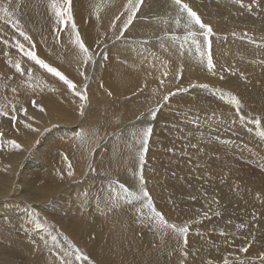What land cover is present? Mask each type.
<instances>
[{"label": "bare ground", "instance_id": "obj_1", "mask_svg": "<svg viewBox=\"0 0 264 264\" xmlns=\"http://www.w3.org/2000/svg\"><path fill=\"white\" fill-rule=\"evenodd\" d=\"M52 2L53 0H11L10 10L14 12L12 18L18 19L32 37L39 57L57 67L78 87L86 81L89 86L92 85L87 90L89 109L80 120L79 105L84 101L74 96L57 78L37 70L38 66L33 69L31 80L27 74L21 77L19 73H15L9 61L15 63L27 60V57H21L10 45L16 39L22 41V38L0 20V95L5 93V99L13 102L8 108L12 110L15 105L14 114L17 117L13 123L7 121L8 124H4V121L9 116L0 120L1 144L12 147L8 141L14 140L21 145L20 150H24L33 145L45 128L62 125L58 131L52 129L55 136L50 138L51 142L53 140L50 144L54 140L59 143L56 152L58 163L50 166L45 163L34 171V177H31L33 172H27L28 174L22 175V183L16 172L21 164L18 163L26 154L18 151L22 156L15 153L14 157L7 154L9 151L0 149V199H6L5 203H0V264H32L31 255L36 252V247H45L37 243L46 240L57 251L67 241L74 242L93 259L106 261V255L105 258L97 256L102 250L100 239L96 237V234L105 229L109 235L103 236L104 245L107 243L110 250L116 251V241L123 244L121 256L118 252L120 248L116 252L122 258L121 261L110 263L109 260V264H145L143 258L154 250L151 235L159 232L158 236L165 233L166 237L168 229L144 226L140 222L141 216L148 211L143 209L142 213H137L122 199L121 209L108 211L105 201L110 194L123 197V193H111L114 185L106 183L102 177L97 176L94 182L78 187L72 184L73 188H67L68 184L74 183L84 174L88 166L92 167L95 174L103 170L123 183L130 173L139 171L137 166L132 165L134 170H131L125 169L126 165L122 164L123 147L128 148L126 144L113 147L112 143L104 150L106 142L99 149L97 145L114 123L121 125L120 137L134 142L137 138L134 134L153 123H147L148 119L143 122L144 120L136 117V112L140 113L136 106H145V102L155 106L158 119L148 145L149 151L146 153L142 173L146 188L153 196L159 212L163 213L167 222L168 217L176 221L186 218V225L189 220L201 219L206 233L212 232L200 237L197 242L206 253L222 254L225 257L244 256L240 249L248 247L249 254H262L263 179L259 178L258 172L251 174L244 167L245 170L239 169L236 162L242 164L248 160H261L264 164V136L261 135L264 132V120L258 119L264 117V0H257L255 4L252 0H242L250 8H242L232 0H185L201 15L205 23L213 27L212 55L216 75L208 73L206 67L201 66L194 46L190 48L185 45L183 55L180 54L179 45L186 32L183 22L178 25L175 16L170 17L165 12L169 0H158V3L148 0L152 7H142V14L137 15L133 27L121 41L115 40L117 32L113 37H108V33L112 23L117 21L115 16L123 10L122 5L127 0H72L74 21L78 31L83 34L86 46L92 54L98 53L100 59L105 57L100 64L91 60L87 67L82 68L87 79L79 75L77 69L81 67V61L78 58V48L70 42L66 35L67 29L59 33V42L54 40V16L50 7ZM5 3L8 0H0V5ZM245 33L250 39L245 38ZM173 35L179 39L171 40ZM5 40L9 42L8 45L3 43ZM5 52L7 56L4 55ZM93 63L95 68H91ZM91 69L94 70L93 74ZM220 76L224 79H220ZM192 83L208 84L209 88L189 87L186 91L177 92L178 88H185ZM169 92L176 94L168 102L161 103L157 99ZM229 94L241 99L242 105L238 112L230 103ZM33 100L44 107L45 112L34 107ZM161 105L162 108L158 107ZM30 116L33 119H28ZM102 117L112 119L106 121ZM99 118L107 123L96 122L95 119ZM194 119L199 121L198 128L192 123ZM75 120L79 122L80 128L70 129L69 125ZM27 124L39 131H31L25 126ZM90 127L95 128L92 135L86 137L85 131ZM192 144L197 147H192ZM93 147L96 149L90 155ZM115 155L118 157L113 158ZM65 156L67 160L64 159ZM69 163L72 165L71 169L68 167ZM44 168L47 169L43 170ZM69 171L73 172L71 177L67 175ZM188 174L199 179L178 178ZM175 181L182 183L179 189L169 186V183ZM94 192L96 195L90 199L89 196ZM161 194L167 196L175 207L169 210ZM54 195H57L58 201L49 202V198ZM97 195L104 200L102 204L96 198ZM189 197H194V200L188 199ZM19 199L30 202L35 208H39V212L56 213L58 207H68L75 211L86 205L87 213L56 218L55 227L47 230L46 223L41 232L43 238H34L32 245L25 248V238L10 235L9 233H14V226L5 222L11 219L18 225L22 216V224L26 227L27 220L32 223L38 220L44 224L46 217L42 212L34 216V212L31 213ZM56 203L58 204L55 205ZM90 203H94L95 210L87 206ZM218 207H222L221 211L228 210L224 217L212 214ZM17 211L23 214L19 216L15 213ZM234 214L236 215L233 216ZM240 215H244L246 221L241 220ZM243 223L248 224V228L240 227ZM55 228L60 229L61 236L56 234ZM223 229L228 230L220 234ZM34 234L39 236V232ZM8 246L14 249L10 250ZM107 248L105 250L108 251ZM103 252L106 251L103 249ZM164 255L163 258L158 255L159 262L153 260L154 264H168L169 256ZM175 258L184 261L187 255L177 254ZM35 262L45 264L46 260L39 256ZM55 262L59 264L60 259H55ZM72 263L86 264L75 261L74 257Z\"/></svg>", "mask_w": 264, "mask_h": 264}, {"label": "rangeland", "instance_id": "obj_2", "mask_svg": "<svg viewBox=\"0 0 264 264\" xmlns=\"http://www.w3.org/2000/svg\"><path fill=\"white\" fill-rule=\"evenodd\" d=\"M134 22L135 21H133V24H134ZM115 24L117 25V28L121 26V22L120 21H116ZM133 24L129 26V29L127 31H125L124 37L126 36L127 32H129L130 29L133 27ZM115 32L116 31L111 27V30L108 33V37H113ZM79 34L81 36L82 41L86 44L85 39L82 37L83 34H82L81 31H79ZM211 51H212V49H211ZM102 58L104 59L105 57H101V59H100V55L98 53L97 54H95V53L92 54V61L95 62V63L98 62L100 64L101 60H103ZM95 65H97V64H95ZM92 66L95 68L94 63L91 64V68H92ZM90 72H91V74H93L94 70L91 69ZM88 76H89V74H88ZM85 85L87 86V90L92 87V85L89 86V82L86 81L84 84H80V86L78 88L84 89ZM189 87H190V85L186 86L184 89L187 90ZM88 91H87V94H88ZM4 95H5V93H3V92L0 95V98H2V100H0V111L9 112L10 113L9 116H10V115H12V110H10V108H8V107H9V105H12L13 102L10 101V100L5 99ZM9 97H11V96L9 95ZM157 99L161 100V103L165 102L163 100V97H161V96L157 97ZM158 100H156V101H158ZM145 103H146L145 106H136L140 110V113L136 112V117L140 116V119H138V120H142V121L144 120L143 122H145V120L148 119V120H146L147 123H150V121H153V123L150 124V127H152V129H153L152 134H151L150 139H149V144H150V141H151V139L153 137V134H154V129L156 128L155 124H156V121L158 119V113L156 115V118L153 119L152 116H151V111L154 110L155 106H153V105L150 106V104H148L149 102H145ZM84 104H85V109H84V113L85 114L83 116H81L80 120L86 116L87 110L89 109L88 101H84ZM159 105H160V103H159ZM158 107L162 108V105L158 106ZM20 112H22V111H20ZM3 118H8V116H0V120L3 119ZM102 118L105 119L106 121H109V120L112 119V118H104V117H102ZM258 119L264 120V117H260ZM105 120L103 121L101 118H99L97 120L95 119L96 122H102V121L106 122ZM7 121L9 123H13L14 122V121H12V120H10L8 118V119H5L4 124H8ZM124 123H128V122H124ZM78 124H79V122L77 120H75V122L73 124L69 125V127H70V129H73L74 127H76V129H79L80 126H78ZM59 128H62V125H57V126L53 125V126L49 127L48 129L45 128L44 130H42L40 132L38 138L33 143V145L31 144L28 148H26L24 150L15 149L13 147H5V146H3L1 144V139H0V149H5L6 151H9V152H7L8 155L15 157V155H16L15 153L19 154V152H23V154H26L25 156L22 157V159L18 163V164L21 163L19 165V167H18L17 172H16L17 177L19 178L18 179L19 182L22 183V181L24 180L23 176L28 174L29 172H33V176H31V177H34V174H35L34 171H36L38 168H41L45 163L48 164L49 166L58 163V162H56L57 161L56 160L57 159V156H56L57 153L56 152L58 151L57 147L59 146V143H57L56 140H54L55 142L53 144H50V143L53 142V140L51 142L50 138L52 136H55L54 132L58 131ZM94 128L95 127H92V128L90 127V128H88L85 131L86 137H89V136L92 135V132H93ZM52 129L55 130V131H52ZM120 130H121V125L119 123H117V124L114 123L112 129L104 134L100 144L97 145V148L99 149L100 145H104V142L107 143V146L104 147L103 150L108 148L112 143L113 144L111 146H113V147H116V146H121L122 147L125 144L127 145L128 148H124L123 147L124 157H122V164L126 165L125 169L130 168L131 170H134L133 167L137 166V170H139V171L138 172L135 171V173H130V175L126 178L125 184H126V186L131 185L130 190L136 191L137 187H138V184H139V175L141 174V171L143 172V169H144V167L141 169V166L139 165V161L137 159V150L139 148V145L137 143V138H136V140H134V142H132L130 139H128L126 137H120V134H121ZM141 130H142V128H140V131ZM75 131H77V130H75ZM49 140H50V142H48ZM44 142L45 143L48 142L49 144L48 143L45 144ZM117 143H119V145H117ZM95 149H96V147H93L91 149L90 155L94 152ZM148 151H149V147H147V152ZM100 153H101V151H100ZM21 156L22 155L19 154V157H21ZM117 157L118 156L115 155L113 158H117ZM247 163H248V165H247ZM93 164H96V162L93 163ZM236 164L239 166V169L244 167L246 169V171L247 172L250 171L251 174H255V172L256 173L258 172L259 178L262 177L263 183H264V164L262 163L261 160H255V161H253V160L249 161L248 160V161H246V162H244L242 164L240 162H238V163L236 162ZM245 164L249 168L246 167ZM132 165H134V166H132ZM196 166H198V165H196ZM191 167H193V166H191ZM244 168H243V170H245ZM46 169L47 168H44L43 170H46ZM97 176L98 177H102V179L106 180L107 181L106 183H108V184H110V182H114V183H111L114 186H118V183H121V181L117 180L113 175L107 174L103 170L101 172H99L98 174H95L93 169H92V167L88 166L87 169L85 170L84 174L79 179H77L74 183L68 184L67 188L70 189V188H73V186L78 187V186L86 184V183H88L90 181L94 182V181L97 180ZM185 177H188L189 179H199L193 174L178 176L179 179H183ZM103 182H105V181H103ZM72 184H74V185L72 186ZM181 185H182V183L179 182V181H175L173 183H169V186L172 189H179ZM13 190H14V188H13ZM119 193H121V192H119ZM169 194L171 195L172 193L170 192ZM95 195H96V192H94L92 195H90L89 198L92 199ZM161 195L163 196V198L167 202L168 205L165 204V206H167V208L169 210L172 207H175L174 203L171 202L170 199L167 196H164V194H161ZM97 197H98V199L101 200L100 196L97 195L96 198ZM151 197L153 199V204H154L155 209L157 211H159L156 208V206H155V200H154L152 195H151ZM50 198H49V202L50 201L53 202V200L54 201L56 200V202L58 201L57 200V195H54V196H52ZM188 199L194 200V197H189ZM5 201H6V199H4V198L0 199V203H2V204L5 203ZM19 201L22 204L24 203V205L31 210V213L34 212L33 213L34 216H38V214H40L41 212L44 213V215L46 217V220H44V222L45 221L47 222V225L45 227L46 230L49 227H52V228L55 227V224H56L55 219L56 218L62 219L66 215L78 216V215H80L79 214L80 212H85V214L87 213V210L85 209L86 205H82L81 207L77 208V210H75V211L70 210L68 207H66V208L58 207L56 213L54 211L51 213V211L45 212V211H42V210L39 212V208H35L34 205H32L30 202H27V201L23 202L21 199H19ZM101 201L100 202L102 204L104 200H101ZM57 204L58 203H56L55 205H57ZM16 205H18V204H16ZM18 206H21V205H18ZM87 206L88 207L90 206L89 208L92 209V210L96 209V206H94V203L93 204L90 203ZM222 207H224V206H222ZM222 207H218L217 210L214 211L212 214L219 213L218 216L224 217V213L227 212L228 210L221 211ZM104 209H106V208H104ZM146 210L148 211V209H146ZM15 213H17L19 216H21V214H23V212H20V211H17ZM48 214H51V216L54 215L53 216L54 218L51 217ZM239 214H240V212H239ZM235 215L236 214H234L233 216H235ZM243 216L240 215V217H241L240 219L243 220V221L244 220L246 221V217H243ZM51 218H53V219H51ZM167 219H168L169 223H174L177 226H180V227L187 226L189 231H188L186 237L185 236H178L171 229H168L169 230L168 233L166 232V234H167L166 237H165V233L159 234V236H160L159 237L157 235L159 232H156L155 235L154 234L151 235V237L153 236L152 237L153 238L152 239V243L154 242L152 250L153 249L154 250L151 251L150 254H148L146 257L143 258L145 264H154L155 262H153V260L158 261V255L161 258H163V256H165L164 254H167L169 256L168 264H208L209 261H211L212 264H224V260L225 259L228 260V264H264V251L262 252V254H259V255L249 254L250 252L248 251L249 253L248 252L247 253L242 252V254H244V256L233 255V256H229V257H225V255H222V254H211L210 252L206 253V252H204L202 250L201 245H199L197 242H199V240L201 239L200 237L207 236L208 233H212V232L207 231V233H206L205 229L203 228V225L201 224V219L189 220V222H187L188 223L187 225L185 224V219L186 218L184 220H182V221H176L174 219H169V217ZM19 220H21V222L18 225L13 223V221L11 219L7 220L5 223L6 224H13V226H14V228H13L14 233H9L10 235L14 234L17 237L25 238V240L27 242V245L24 243L25 248H29L28 245H32L34 238H36L38 240L43 238V235H41V232H42V230H44V227L43 228H37L36 227V222L33 221V223H34L33 224L32 222H29L28 220H27L26 227H25L22 224L23 223L22 222L23 221V217L22 216L19 218ZM30 225L31 226L33 225V226L31 227ZM44 225H45V223H44ZM248 226H249L248 224L243 223V227L248 228ZM6 229H7V231L9 230V228H6ZM112 229H113V226H112ZM190 230H196L197 232L190 231ZM226 230H228V229H223L220 234H224V232ZM37 232H39V236H36L34 234V233H37ZM55 232H56L57 235L61 236L59 234L60 233V229L55 228ZM198 232H202L203 234H200ZM263 232H264V230H263ZM106 235H109V234H108V231L105 229V230H101L98 234H96V237L98 239H100V242H99L101 244V249L100 250H102V253L97 254V256L100 257V255H101L102 257L105 258V255H106V261L107 262L105 260L103 261V260H95V259H93L86 252V250L82 249L80 245H78V244H76L74 242L67 241L66 244L64 246H62L63 248L62 249H58V251H57V250L52 249V247L50 245V242H48V240H46L45 242L41 241V242L37 243L39 245L41 244L40 245L41 247L45 246L44 247L45 249L42 248V249H44V252H42L43 250L41 248L36 247L37 250H36V252L33 253V254L36 253L35 254L36 258H34L33 254L31 255V257L33 256L32 257V261L34 262V263L32 262V264H35V263L38 264L37 263L38 261L35 262V259L38 260L39 256L45 258V260H46L45 264H48V263L49 264H56L55 259H60V263L59 264H61V259L68 260L70 262V264H73L72 260H73L74 254L71 255V256L66 255V253L72 251L69 248L70 244L75 246V247H77V248H79V250L85 256H87L89 258V261L91 262V264H109L108 263L109 260H110V263H112V262L113 263L120 262L121 259H122L120 256H121V251L123 250V244L122 243L120 244L119 243L120 241L117 240L116 241V245H115L116 251L110 250L111 248L109 249V244H107V243L105 244L106 246L108 245L107 246L108 248L103 244L104 240H102V238H103V236H106ZM94 236H95V234H94ZM185 240L187 241L186 244H185ZM0 242H2V240H0ZM39 245H37V246H39ZM14 246L16 247L15 244H14ZM8 247H9L10 250L14 249L13 247H10V246H8ZM105 247L108 249V251L105 250L106 249ZM118 248H120V251H118L119 250ZM103 249H104V251H106L105 253L103 252ZM117 251L119 252L120 256L116 255ZM185 253H187V258L184 259V261H181V260L175 258V256H177V254L185 255ZM94 257H96V254H95ZM107 257H109L110 259H108ZM118 258H119V261H118ZM114 259H116V260H114ZM89 261H83V262H85L86 264H89ZM158 262H156V263H158Z\"/></svg>", "mask_w": 264, "mask_h": 264}, {"label": "snow or ice", "instance_id": "obj_3", "mask_svg": "<svg viewBox=\"0 0 264 264\" xmlns=\"http://www.w3.org/2000/svg\"><path fill=\"white\" fill-rule=\"evenodd\" d=\"M154 2L158 3V0H154ZM232 2L234 4H239V6L242 8H250V5H245L242 0H232ZM252 3H257V0H252ZM10 7L11 0H8V3L0 5V13H2V15H0V20H2L4 24L9 25L16 33H18V36L22 38V41L16 39L14 43L10 46L14 47L17 52L21 55V57H27V60L24 61L18 60L15 63L9 61L11 67L15 69V73H19L21 77L27 74L28 79L31 80L33 78V69L38 66L37 70H42L44 73L50 74L51 77L57 78L63 83V85H66L67 89L71 91L74 96H78L82 102L87 101L88 95L86 85L84 89L81 90L80 88H78V85L73 82L72 79L68 78L62 71L58 70L57 67L52 66L50 63L46 62L45 59L37 55L35 42L33 41L32 37L28 34V32L24 29V27L21 25L20 21L18 19L12 18L14 12L10 10ZM50 7L51 12L54 16V27L52 28L54 40L59 42V33L67 29L66 35L68 36L70 42L76 45V47L78 48V58L81 61V67L77 69L79 71V75L87 79L85 71L82 70V68L87 67L89 65V61L92 60V53L90 52L89 47H87L86 44L82 41L77 25L74 21L72 0H62V2H57V0H53ZM142 7L151 8L152 5L148 3V0H127V2L122 5L123 10L120 11L119 15L115 16V20L120 21L121 26L117 28V25L114 22L111 25V27L118 33L115 36L116 41L122 40L125 31H127L129 29V26L133 24V21L137 19V14H142ZM165 12L170 17L175 16L176 23L178 25L183 22V28L186 34L183 36V41L179 45L180 54L183 55L185 45H189L190 48L194 46L196 53L199 54V63L201 64V66H205L208 73L216 75V65L214 64L213 55L211 51L212 37L214 35L213 27L210 24L205 23L202 20L201 15L198 14V12L194 10L188 2H185V0H169L168 4L165 6ZM121 17H124V19L121 20ZM245 38L250 39L249 37H247V33H245ZM178 39L179 38L175 35L171 36V40L173 41H176ZM3 43L5 45H8L9 42L5 40L3 41ZM4 55L7 56L8 54L5 52ZM22 63L24 64L23 68ZM182 71L183 69L181 68L180 72L182 73ZM220 79H224V77L220 76ZM161 83H163V81H161ZM190 87L208 89L209 85L192 83ZM13 91H16V89H13ZM183 91H186V89H177V92ZM175 94L176 93L174 92H169L167 95L163 96V100L165 102H168L170 97ZM229 101L235 106V109L238 112L242 105L241 99H239L235 95L229 94ZM32 105L34 107H38L40 112H45L44 107L37 105L35 100L32 101ZM84 109L85 105L84 103H81L79 105L81 116L85 114ZM21 110L26 111L24 109ZM157 111L158 110L151 111V116L153 119L156 118ZM12 112L13 114L9 116V113L7 111H0V116H9L10 120L15 121L17 119L16 115L14 114L16 112L15 105L12 106ZM28 119L31 120L33 119V117L30 116L28 117ZM138 119H140V117H138ZM192 123L195 124L197 128L199 127L198 120L194 119ZM25 126L33 132L39 131V129L33 128L30 124H27ZM152 131V127L149 126L143 128L139 133L134 134L137 137V143L139 145V148L137 150V157L141 169L143 168V165L146 160L147 147ZM261 135L264 136V132H262ZM8 142L15 149L21 148V145L16 143L14 140ZM192 147H197V145L192 144ZM169 151L174 150L169 149ZM64 159L67 160V156H65ZM68 167L71 169L72 165L69 163ZM67 175L71 177L73 175V172L69 171ZM111 183L114 182H110V184ZM130 188L131 185L126 186V184L123 182L118 183V186H113L111 188V193L121 192L123 193V197L113 196L110 194L109 199L105 201V207L108 209V211L121 209L123 207L120 202L122 199L128 206L132 208L133 211L137 213H142L143 209H148V212L142 213L141 216L140 222L144 226L156 229H171L178 236L186 237L189 231L187 226L180 227L174 223H168L164 215L155 209L151 194L146 188V182L142 171L139 175V184L137 190L132 191L130 190ZM217 215H219V213H217ZM46 223L47 222L45 221V224ZM36 227L43 228L44 224L40 223L37 220ZM240 227H243V225H240ZM53 239H55V237H53ZM186 243L187 241L185 240V244ZM69 248L72 251L66 253V255L71 256L74 254L75 261H89V258L85 256L79 250V248L71 244L69 245ZM248 250V247H242L240 249V251L244 253H247ZM185 255H187V253H185ZM61 264H70V262L68 260L61 259ZM89 264H91L90 261ZM208 264H212V262L209 261ZM224 264H228L227 259L224 260Z\"/></svg>", "mask_w": 264, "mask_h": 264}]
</instances>
